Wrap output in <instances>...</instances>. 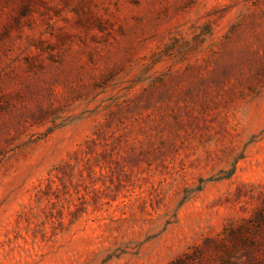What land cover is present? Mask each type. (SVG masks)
Here are the masks:
<instances>
[{
	"label": "rangeland",
	"instance_id": "obj_1",
	"mask_svg": "<svg viewBox=\"0 0 264 264\" xmlns=\"http://www.w3.org/2000/svg\"><path fill=\"white\" fill-rule=\"evenodd\" d=\"M0 264H264V0H0Z\"/></svg>",
	"mask_w": 264,
	"mask_h": 264
}]
</instances>
